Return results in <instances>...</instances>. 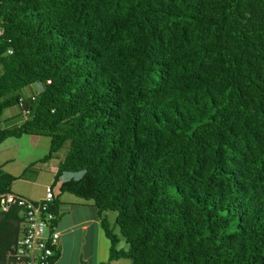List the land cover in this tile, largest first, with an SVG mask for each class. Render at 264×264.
Masks as SVG:
<instances>
[{"label": "trees", "instance_id": "obj_1", "mask_svg": "<svg viewBox=\"0 0 264 264\" xmlns=\"http://www.w3.org/2000/svg\"><path fill=\"white\" fill-rule=\"evenodd\" d=\"M0 99L31 111L0 146L70 143L53 187L97 209L103 264H264V0H0ZM23 210L0 206V264Z\"/></svg>", "mask_w": 264, "mask_h": 264}, {"label": "rangeland", "instance_id": "obj_2", "mask_svg": "<svg viewBox=\"0 0 264 264\" xmlns=\"http://www.w3.org/2000/svg\"><path fill=\"white\" fill-rule=\"evenodd\" d=\"M39 89L40 86L34 84L25 88V90H22V92L24 91V95L28 96L32 93L39 92ZM0 101H2V99H0ZM21 113L22 110L18 106L7 108L4 111L3 115L0 117V129H6L11 126L21 124V122L24 120ZM50 146L51 139L49 137H38L35 135H23L18 139L10 138L4 143L2 148H4V150H12L13 152L12 167L15 169L18 168V170H16L17 172L15 173H25L23 179L18 180L13 184L11 188L13 193H20L19 195H22L28 199V195H37L43 192V183L47 181H51V183L54 182L55 174L52 173L51 167H58L59 162H62L65 159L67 153L70 150V143H67L58 153L54 154L52 160L46 162L43 159L46 157V155H48ZM20 164L27 165V168L25 169L23 166H20ZM69 176H71V174H65L63 179H69ZM72 177L75 176L72 175ZM59 185L60 184H58L56 189H54L56 193L59 192ZM107 215L114 233L120 238L118 249H126V241L121 236L120 229L116 224L117 213L108 212ZM102 238V252L95 255L94 251H97V249L94 248L92 250V254L86 255V260L89 264H103L108 262V258L110 255V243H106L109 241L106 237ZM111 264L133 263L129 259H121L117 262H112Z\"/></svg>", "mask_w": 264, "mask_h": 264}, {"label": "crops", "instance_id": "obj_3", "mask_svg": "<svg viewBox=\"0 0 264 264\" xmlns=\"http://www.w3.org/2000/svg\"><path fill=\"white\" fill-rule=\"evenodd\" d=\"M34 94L35 93H32L31 95L28 96L26 95L24 96L26 99H28ZM4 143L0 146V168L2 171L16 177L18 180H21L23 179L25 173H15L17 172L16 170H18V168L15 169L12 167L13 152L12 150H4V148H2ZM60 163L61 162H59L58 167ZM20 166H23L25 169L27 168V165L20 164ZM58 167L56 166L51 167L53 174L56 175L58 171ZM70 178H72V175L69 176V179ZM62 179L58 183L60 184L59 192L58 193L55 192L56 198L57 199L59 198V202H60L58 206L59 214H57L58 219H57L56 228L61 234L60 245H59L60 257L55 264H89L88 261L86 260V255L92 254V250L94 248L97 249V251H94L95 255L102 252L101 251V249H103L102 237H106V235L101 227L100 220L97 215V209L91 203L85 202L69 193L60 194L61 184L64 181L69 180V179H63L62 181ZM53 183H51V181H47L43 183L42 185L43 192L37 195H28L27 196L29 197L28 199L32 201L42 200L46 196L47 188L52 187L56 189L58 184L55 187H53ZM19 194L20 193H18L17 195ZM106 243H110V241Z\"/></svg>", "mask_w": 264, "mask_h": 264}, {"label": "built area", "instance_id": "obj_4", "mask_svg": "<svg viewBox=\"0 0 264 264\" xmlns=\"http://www.w3.org/2000/svg\"><path fill=\"white\" fill-rule=\"evenodd\" d=\"M11 54L12 51L10 50ZM51 81H48L50 83ZM24 119L31 115V111L19 106ZM56 199L54 188L49 187L46 196L40 201L19 198L13 194L0 195V206L8 211L12 206H21L26 228L18 238L13 251L9 252L8 260L15 264H48L59 248L61 234L53 221L57 218L52 212V204Z\"/></svg>", "mask_w": 264, "mask_h": 264}]
</instances>
